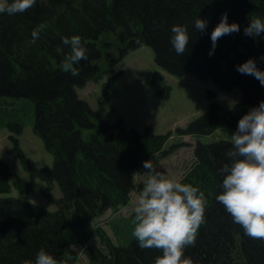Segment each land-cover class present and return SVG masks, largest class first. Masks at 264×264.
I'll return each mask as SVG.
<instances>
[{"label": "trees", "instance_id": "obj_1", "mask_svg": "<svg viewBox=\"0 0 264 264\" xmlns=\"http://www.w3.org/2000/svg\"><path fill=\"white\" fill-rule=\"evenodd\" d=\"M225 12L230 22L240 23V30L222 35L210 55L211 32ZM199 15L208 21L203 31L194 26ZM252 15L264 16V0H36L24 12L0 13V127L19 135L25 122H32L54 156L51 167L35 166L12 134L29 180L15 176L0 156V193H11L0 196V264H23L26 258L35 259L42 247L63 264H82L78 244L88 264H153L162 254L160 248L140 247L133 235L134 212L107 220L114 237L96 221L108 210L118 212L129 205L143 162L176 148L165 147L171 133H157L151 126L139 131L122 119L110 123L78 92L114 71L115 64L141 46L152 47L156 63L171 74L191 73L224 90L241 88L242 100L232 108L212 101L183 130L212 136L210 141L198 139L196 160L181 179L199 186L207 197L196 241L185 246L184 254L192 264H264V238L247 235L216 199L223 179L219 170L234 146L232 133L239 119L264 100V85L237 69L249 57L264 68V33H244ZM175 23L186 24L190 33L183 54L171 43ZM35 27L41 31L33 43ZM72 34H80L87 49V59L76 64V75L62 69L70 51L62 36ZM112 49L118 52L114 56L107 53ZM109 89L106 83L104 91ZM217 131L229 137L213 138ZM38 179L60 187L58 198L42 190L57 204L55 210L31 199ZM96 236L107 241L106 250L90 246Z\"/></svg>", "mask_w": 264, "mask_h": 264}, {"label": "clouds", "instance_id": "obj_2", "mask_svg": "<svg viewBox=\"0 0 264 264\" xmlns=\"http://www.w3.org/2000/svg\"><path fill=\"white\" fill-rule=\"evenodd\" d=\"M35 3L36 0H0V13L24 12ZM207 23L200 15L194 20L195 28L202 31ZM41 27L33 28V43L39 38ZM240 27L238 21L230 22L225 12L211 32L209 54H214L222 35L239 31ZM171 33L172 46L177 53L183 54L190 40L188 26L175 23ZM244 33L255 36L264 33V16L252 15ZM62 41L70 46L62 69L76 75V64L87 59L86 44L80 34L63 35ZM237 69L254 75L264 85V68L258 65L255 57L238 64ZM231 139L234 146L227 152L230 160L219 170L223 179L216 199L231 214L233 222L242 225L247 235L264 238V100L239 119ZM143 165L149 175L135 198L133 235L142 248L162 249L153 264H192L191 258L184 254L185 246L196 241L197 231L205 218L206 194L199 186L157 169L151 159H146ZM23 264H63V261L42 247L35 259L26 258Z\"/></svg>", "mask_w": 264, "mask_h": 264}, {"label": "rangeland", "instance_id": "obj_3", "mask_svg": "<svg viewBox=\"0 0 264 264\" xmlns=\"http://www.w3.org/2000/svg\"><path fill=\"white\" fill-rule=\"evenodd\" d=\"M107 53L114 56L118 52L112 49ZM105 65L108 69V63ZM113 69L114 71H108L100 81L91 80L85 87H79L80 97L93 109L101 110L104 118L110 123H117L119 119H122L125 126L139 131H144L146 127L151 126L157 133L170 132L171 137L165 147L170 149L174 145L178 146L172 152L156 154L151 160L157 169L180 179L196 160L194 150L197 140H212V136L208 134L198 136L182 133V131L207 111L213 97L226 108H232L242 100L243 93L239 86L223 90L213 80L203 81L191 73L183 76L169 73L156 63L154 49L150 46H141L131 51L115 64ZM115 72L121 73L114 78ZM158 73L159 76L156 77ZM106 83L110 84L108 91H104ZM10 120L21 121L14 117ZM12 134L18 137L19 145L35 166L51 167L53 165L54 156L46 149L42 138L34 132L32 122L26 121L19 135L11 131L8 126L0 127V156L10 165L15 176L20 175L27 180L30 179V172L19 157L16 141L11 138ZM223 134L222 131H217L213 138ZM223 137L228 138L229 135ZM148 175L147 169L137 174V185L129 205L122 207L118 212L108 210L97 219L96 223L102 225L109 237H114V232L106 223L107 220L119 214L128 216L134 212L135 198L142 191L143 180ZM37 185L38 190L30 196L31 199L55 210L57 204L45 196L42 190L58 198L62 195L60 187L57 184L50 187L40 179L37 180ZM13 194L19 195V191L14 189ZM4 195H11V193H0V196ZM106 242L96 236L90 240L89 244L106 250ZM75 248L80 253L82 264H88L87 257L83 254V246L78 244Z\"/></svg>", "mask_w": 264, "mask_h": 264}]
</instances>
